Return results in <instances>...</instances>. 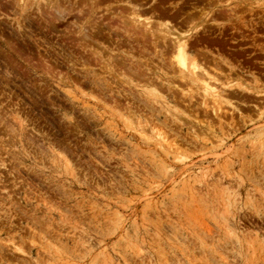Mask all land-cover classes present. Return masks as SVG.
Here are the masks:
<instances>
[{
	"label": "rangeland",
	"instance_id": "1",
	"mask_svg": "<svg viewBox=\"0 0 264 264\" xmlns=\"http://www.w3.org/2000/svg\"><path fill=\"white\" fill-rule=\"evenodd\" d=\"M0 264H264V0H0Z\"/></svg>",
	"mask_w": 264,
	"mask_h": 264
},
{
	"label": "bare ground",
	"instance_id": "2",
	"mask_svg": "<svg viewBox=\"0 0 264 264\" xmlns=\"http://www.w3.org/2000/svg\"><path fill=\"white\" fill-rule=\"evenodd\" d=\"M239 5V4H238ZM240 7V5H239ZM58 9V8H56ZM250 10V9H249ZM59 11V10H58ZM203 11V10H201ZM200 11V12H201ZM63 12V11H62ZM59 13V12H57ZM56 14V11H55ZM57 15V14H56ZM60 16L61 13H59ZM64 15V14H63ZM130 15V14H128ZM136 21V23H139L141 21V17L138 15L133 14L132 15ZM59 17V16H58ZM126 17V16H125ZM205 17H207V14L205 15ZM57 18V17H56ZM60 18V17H59ZM64 18V17H63ZM210 20V19H209ZM213 20V19H212ZM168 23V22H167ZM129 24V23H128ZM149 23H146V27L148 26ZM164 25V24H163ZM200 25V24H199ZM155 26V25H154ZM159 26V25H158ZM162 26V25H160ZM173 27V26H172ZM189 27V26H188ZM197 27V25H196ZM150 29V28H149ZM173 29V28H172ZM148 30V29H147ZM146 30V31H147ZM189 32V30H188ZM187 32V33H188ZM161 33V32H160ZM186 33V32H185ZM165 34V33H164ZM170 34V33H169ZM172 37V36H170ZM182 37V36H181ZM84 38H85V34H84ZM174 38V37H173ZM92 40V39H91ZM185 40V39H184ZM96 41V40H95ZM171 43V42H170ZM105 44V43H104ZM170 51L172 54V59L170 61V65L173 68H176V70L178 71L179 77L182 80H187V81H191L194 84L195 83H199L201 90H202V97L205 98H209L210 101L212 102V107L205 104V103H200L198 106L203 108V111H210L212 112V114H216L217 111H221L222 108V99H224L222 97V92L217 89L216 84L218 83L217 79H215L213 76H211V74H209L208 70L203 66V64L200 62H198V60L194 57H191L189 55V49L187 46L186 41H183L182 38L180 37H176L173 41H172V47H170ZM199 55V54H198ZM201 56V55H200ZM233 68V67H231ZM170 69V68H169ZM214 71V70H213ZM231 72V71H230ZM222 73V72H221ZM129 74V73H128ZM133 74V73H132ZM130 75V74H129ZM137 76V75H136ZM230 76V75H229ZM228 76V77H229ZM140 77V76H139ZM137 77V78H139ZM178 77V76H177ZM223 77V76H222ZM226 77V79L228 78ZM143 79V78H142ZM156 79V78H155ZM160 81V80H159ZM142 82V81H141ZM217 82V83H216ZM158 84V83H157ZM239 89H243V91H249L248 89H246V86H243L242 83L240 84H236ZM157 86V85H156ZM163 86V85H162ZM220 86H223L220 84ZM167 89H168V85H166ZM171 90V89H169ZM172 91V90H171ZM250 94H252V92H250ZM256 94V93H255ZM176 95V94H175ZM174 96V95H173ZM176 101V100H175ZM225 104V103H224ZM240 104V103H239ZM229 105H231V103L229 102ZM224 107V106H223ZM229 111V110H228ZM238 111V110H236ZM223 113H221L220 115H222ZM219 115V116H220ZM218 116V115H217ZM220 118V117H219ZM218 118V119H219ZM141 124V123H140ZM140 128V127H139ZM139 131V130H138ZM143 133V132H142ZM165 135V134H164ZM156 136V135H155ZM157 137L160 138L161 142L164 143L166 142L167 138H165L162 134L157 133ZM168 144V143H167ZM170 144V143H169ZM168 147V146H167ZM171 147V146H170ZM169 147V148H170ZM171 149V148H170ZM33 243V242H32ZM12 248V246H11ZM18 249H20L19 247H17L16 251H19ZM23 250V249H22ZM21 251V250H20ZM24 254V253H23Z\"/></svg>",
	"mask_w": 264,
	"mask_h": 264
}]
</instances>
